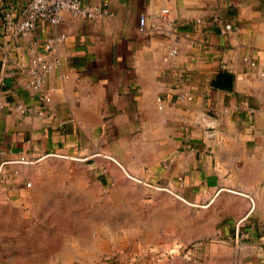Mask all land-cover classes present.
I'll return each mask as SVG.
<instances>
[{
	"label": "crops",
	"instance_id": "1",
	"mask_svg": "<svg viewBox=\"0 0 264 264\" xmlns=\"http://www.w3.org/2000/svg\"><path fill=\"white\" fill-rule=\"evenodd\" d=\"M80 1L109 15L17 34L0 0V197L87 210L79 264H264V0ZM163 9L175 34L139 31ZM61 34L45 106L28 69Z\"/></svg>",
	"mask_w": 264,
	"mask_h": 264
},
{
	"label": "rangeland",
	"instance_id": "2",
	"mask_svg": "<svg viewBox=\"0 0 264 264\" xmlns=\"http://www.w3.org/2000/svg\"><path fill=\"white\" fill-rule=\"evenodd\" d=\"M35 199L33 208L0 197V264L81 263L74 256L77 242L65 239L79 234L87 210L53 208L40 196Z\"/></svg>",
	"mask_w": 264,
	"mask_h": 264
},
{
	"label": "built area",
	"instance_id": "3",
	"mask_svg": "<svg viewBox=\"0 0 264 264\" xmlns=\"http://www.w3.org/2000/svg\"><path fill=\"white\" fill-rule=\"evenodd\" d=\"M69 13L75 18L80 19H97L103 16L109 15L106 8L91 7L83 4L80 0H27L25 14L22 20L15 21L11 14H6V27L9 30L14 31L17 34H30L36 30L41 22H48L52 25H58L63 21V14ZM169 10H161L162 20L165 22L167 28H164L158 23H152L148 25L147 19L142 17L139 22V31L144 33L151 30L155 33L171 35L177 32V24L169 20ZM65 39V34L50 37L45 42V50L47 55L36 54L31 62L28 69V79L26 82V89L37 95L38 99L45 105L48 106L52 102V90L46 86L47 76L50 71L60 66L61 61L58 56H52L56 49V46ZM178 54L177 49H172L169 52V58L175 57ZM248 61V59H246ZM183 101L192 100L189 94H185L180 97ZM17 110L26 113L30 111L22 104H19ZM39 116H43V112H38ZM16 163L27 164L29 161L25 158H21ZM31 183L26 184L27 188L31 187ZM191 247H177L174 248H162L160 254L163 256H171L174 250H179L183 253L185 258L191 257ZM159 260V257L155 259ZM110 264H119V260L116 258L111 260ZM124 264H154V258L150 260L138 259V260H127Z\"/></svg>",
	"mask_w": 264,
	"mask_h": 264
},
{
	"label": "water",
	"instance_id": "4",
	"mask_svg": "<svg viewBox=\"0 0 264 264\" xmlns=\"http://www.w3.org/2000/svg\"><path fill=\"white\" fill-rule=\"evenodd\" d=\"M261 249H262L263 254H264V244H261Z\"/></svg>",
	"mask_w": 264,
	"mask_h": 264
},
{
	"label": "trees",
	"instance_id": "5",
	"mask_svg": "<svg viewBox=\"0 0 264 264\" xmlns=\"http://www.w3.org/2000/svg\"><path fill=\"white\" fill-rule=\"evenodd\" d=\"M231 79V78H230Z\"/></svg>",
	"mask_w": 264,
	"mask_h": 264
}]
</instances>
